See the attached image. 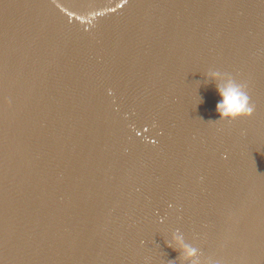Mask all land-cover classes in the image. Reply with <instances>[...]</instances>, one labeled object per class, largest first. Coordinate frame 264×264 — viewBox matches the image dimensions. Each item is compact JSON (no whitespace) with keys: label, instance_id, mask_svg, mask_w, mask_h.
<instances>
[{"label":"water","instance_id":"1","mask_svg":"<svg viewBox=\"0 0 264 264\" xmlns=\"http://www.w3.org/2000/svg\"><path fill=\"white\" fill-rule=\"evenodd\" d=\"M176 229L264 264V0H0V264H181Z\"/></svg>","mask_w":264,"mask_h":264},{"label":"clouds","instance_id":"2","mask_svg":"<svg viewBox=\"0 0 264 264\" xmlns=\"http://www.w3.org/2000/svg\"><path fill=\"white\" fill-rule=\"evenodd\" d=\"M204 76L205 83L214 82L220 97L215 109L219 114V120L247 119L253 115L255 106L251 102L245 82L237 80L229 72L215 68H210ZM165 243L167 247L180 253L177 259L181 260V264H215L212 258L203 257L200 249L187 242L179 229L174 230Z\"/></svg>","mask_w":264,"mask_h":264}]
</instances>
